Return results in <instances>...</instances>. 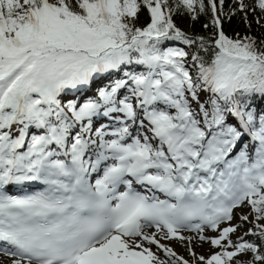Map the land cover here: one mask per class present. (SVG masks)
Wrapping results in <instances>:
<instances>
[{"label":"snow or ice","instance_id":"6c2138e0","mask_svg":"<svg viewBox=\"0 0 264 264\" xmlns=\"http://www.w3.org/2000/svg\"><path fill=\"white\" fill-rule=\"evenodd\" d=\"M224 4L0 0V256L190 264L161 243L177 240L191 264H264V36L221 26L264 28V0ZM206 12L212 37L173 20Z\"/></svg>","mask_w":264,"mask_h":264},{"label":"trees","instance_id":"16d2710c","mask_svg":"<svg viewBox=\"0 0 264 264\" xmlns=\"http://www.w3.org/2000/svg\"><path fill=\"white\" fill-rule=\"evenodd\" d=\"M246 2L250 3V0H246ZM207 4V0H205ZM217 5L219 7V0H217ZM235 0H225L224 11L226 13L230 12L231 9L235 8ZM219 14V13H218ZM258 15V13H257ZM211 13L206 12L205 14H201L198 19H192V17L188 14H177L173 16V20L176 23L177 27H179L184 32L189 35H197V36H205L212 37L215 29L210 24ZM150 20L149 14L146 9H142V11L138 14V26H145ZM249 21L252 24V27L249 28L244 20L243 15L240 12H237L236 15L232 16L231 19L224 17L221 22L222 29L229 38L236 39L239 35L243 37L245 35H254L257 38L264 36V28L258 26L251 13H249ZM209 24L208 28H205L204 25ZM165 46H177L183 47L186 51H190L187 46L180 44L179 42L169 41L166 42ZM205 57L206 60L211 58V50L208 53H201ZM188 64L191 65V57L188 58ZM247 257H245L246 259Z\"/></svg>","mask_w":264,"mask_h":264},{"label":"rangeland","instance_id":"374dc122","mask_svg":"<svg viewBox=\"0 0 264 264\" xmlns=\"http://www.w3.org/2000/svg\"><path fill=\"white\" fill-rule=\"evenodd\" d=\"M248 209L247 208H244V207H241V208H238L235 210L234 212V216L236 217L232 223L233 224H236V223H239V213H247ZM224 226H227V225H222L221 227H224ZM249 225H245V227L239 229L237 231V233L233 234L232 235V239H236L238 236H240L242 233L246 232L247 229H248ZM151 231H154L151 230ZM186 235L190 234V233H185ZM207 235H216V233L214 232H207L206 233ZM159 238V237H158ZM247 239H251V237H247ZM161 243L163 244H166L168 247H171L174 249V251L179 255V256H182L184 257L185 259L189 260L190 261V264H191V261H192V257L187 249V247L183 246L179 241L177 240H161ZM152 247V251L153 252H156V254L161 258V259H165V256L163 254L162 251H157V248L155 246H151ZM195 252L198 254V255H209L211 252H214L216 251L215 248H213L211 245L209 244H204L203 246H195L194 248Z\"/></svg>","mask_w":264,"mask_h":264},{"label":"bare ground","instance_id":"6f19581e","mask_svg":"<svg viewBox=\"0 0 264 264\" xmlns=\"http://www.w3.org/2000/svg\"><path fill=\"white\" fill-rule=\"evenodd\" d=\"M0 264H11V259L8 257L0 256Z\"/></svg>","mask_w":264,"mask_h":264}]
</instances>
